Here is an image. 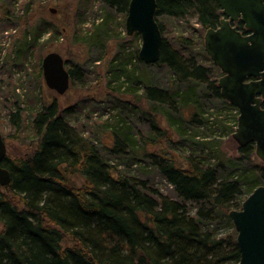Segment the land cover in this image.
Masks as SVG:
<instances>
[{"label": "trees", "instance_id": "1", "mask_svg": "<svg viewBox=\"0 0 264 264\" xmlns=\"http://www.w3.org/2000/svg\"><path fill=\"white\" fill-rule=\"evenodd\" d=\"M94 1L77 0L76 39L78 32H83L84 12ZM98 1L104 17L90 28L95 34L86 37L83 33L82 39L89 37L103 46L121 33L117 30L125 26L131 0ZM36 9L32 2L6 8L3 13L10 21L8 26L20 23L26 27L19 41L21 59L42 39L54 41L67 31V27L45 19L31 24L28 15ZM192 11L203 31L217 27L223 17L218 0H157L163 36L160 16L186 18ZM235 25L249 32L242 22ZM131 36L133 39L122 41L112 58L115 72L109 82L118 83L117 87L125 83L122 78L132 84L144 82L142 74H135L138 68L128 66L132 59L142 61L137 51H127L128 44L140 38L137 33ZM150 65L168 67L173 82L164 87L146 81L140 100L124 105L136 120L148 121L147 137L120 112L111 125L114 144L105 152L67 118L69 108L64 111L57 101H43L32 120L39 136L37 145L26 156L14 158L7 153L2 163L12 179L6 186L0 184V264L239 263L238 233L229 212L240 209L245 198L264 185V160L257 155L256 145L249 143L239 146L236 156L221 151L214 162H205L208 147L217 141L207 142L206 136L193 133L190 127L215 133L219 128L227 130L229 119L234 131L239 110L222 96L218 82L222 72L206 52L202 36L198 44L184 34L174 44L164 36L161 57ZM79 69H70L71 79L80 77ZM38 70L42 76V69ZM142 100L148 101L149 110L141 106ZM212 101L221 103L220 108L228 114H206ZM186 110L191 113L187 115ZM161 116L171 128L177 127L181 140L176 141L174 131L163 126ZM11 121L17 130L22 128L21 110L12 113ZM198 136L203 140H196ZM188 142L200 145L197 154L193 152L182 161L164 149V144L173 149L175 144ZM142 160H148L168 181L174 195L151 186L149 178L120 168L122 162ZM189 202L196 203L195 214L190 212ZM222 222L229 224L230 232L219 234Z\"/></svg>", "mask_w": 264, "mask_h": 264}, {"label": "rangeland", "instance_id": "2", "mask_svg": "<svg viewBox=\"0 0 264 264\" xmlns=\"http://www.w3.org/2000/svg\"><path fill=\"white\" fill-rule=\"evenodd\" d=\"M32 2L37 9L29 13L31 24L42 21H52L55 24H60L67 27L61 38L54 41L42 39L38 42L37 47L30 49L21 59L23 52L19 51V41L26 27L24 25L14 24L7 25L10 21L6 20L3 15L4 11L11 10L12 6L20 8L23 5H32ZM77 0H0V129L7 143V153L12 157H22L29 154L37 145L39 136L33 129L32 120L34 114L40 109L43 101H57L62 110L70 109L66 112L67 118L73 125L77 126L84 134L91 136L99 143L102 152L106 148L113 146L114 137L112 134V124H115L119 119L118 113L122 112L126 116L131 125H137L141 129L145 137L149 133L148 121L141 123L131 111L128 113L125 110V102L129 101L133 105L142 97V87L146 81H151L158 85L169 87L173 81V76L168 67H158L146 64L143 61L132 59L129 61V67L138 68L135 74H142L144 82L142 84H132L121 79L125 83L121 87H117L118 83L110 84L109 79L115 70L111 69L112 58L121 49V43L124 40H129V36L125 26H119L117 31L121 33H112L113 36L106 40L103 46L95 44L94 40L88 38L83 40L82 34L94 35L90 30L94 23L101 21L104 17L102 5L98 0H95L90 9L84 12L86 20L83 23V32H78L76 39L75 29L73 27L74 17L76 13ZM93 6V7H92ZM52 8L55 12H52ZM127 17V16H126ZM119 17L117 18V21ZM126 20V18H125ZM160 20L164 24V36L170 44H174L181 35L192 38L194 44H198L201 36L205 37L207 30H201V24L198 22L197 14L192 11L186 18H174L168 15L160 16ZM80 31V30H79ZM100 32V31H99ZM203 33V34H202ZM139 34V33H137ZM140 35V34H139ZM133 39V38H131ZM81 40V41H78ZM127 47V51H137L139 53L142 46V38L131 41ZM205 45V39H204ZM198 49V47H196ZM52 51H59L65 58L67 68L77 69L80 66V77H75L71 81L70 89L64 94L59 95L55 90L50 89L45 82L42 70V76L38 75V69H42V60L44 56ZM208 66V62H204ZM218 67V66H217ZM219 68V67H218ZM222 72V71H221ZM76 74H78L76 72ZM223 73L218 76V82ZM78 76V75H76ZM211 107L206 110V114H214L221 112L228 114L227 111L221 109L222 104L212 101ZM141 106L149 110L150 104L147 100H142ZM21 110L23 113L22 128L17 130L11 121L12 113ZM186 110V114H190ZM223 118L225 115H222ZM163 126L173 132V137L176 141L182 139L177 127H170L167 119L160 117ZM108 121V123H107ZM228 129H218L212 133L207 128H196L191 126V131L206 136L207 142L217 141L209 148L205 162H214L218 154L224 152L227 156H236L239 154V144L234 139L232 131L233 122L227 120ZM171 129H170V128ZM190 131V133H191ZM203 137H197L196 140H203ZM200 144L178 143L171 149L164 144L165 151L175 155V158L180 161L185 159L187 155L193 152L197 154V148ZM149 148L154 146L149 144ZM209 157V159H208ZM114 160V159H112ZM115 161V160H114ZM257 163L261 162L258 157L255 158ZM121 163L120 168H128L132 174L141 178H149V182L161 192L169 195H174L173 187L164 179L151 165L148 160H142ZM144 165V169L142 166ZM129 166V167H128ZM17 201H19L17 199ZM190 212L195 214L196 203L189 202ZM219 228V234H226L231 231L229 224L222 222Z\"/></svg>", "mask_w": 264, "mask_h": 264}, {"label": "water", "instance_id": "3", "mask_svg": "<svg viewBox=\"0 0 264 264\" xmlns=\"http://www.w3.org/2000/svg\"><path fill=\"white\" fill-rule=\"evenodd\" d=\"M223 18L217 27L207 29L205 49L223 75L219 79L222 96L239 110L233 133L240 146L256 145L264 160V0H218ZM52 12L55 10L52 8ZM157 0H131L125 20L129 36L139 33L142 46L138 53L147 64L159 61L163 32L157 21ZM241 21L244 33L234 23ZM46 85L59 95L71 87V73L64 56L58 51L47 53L42 60ZM7 143L0 129V184L6 186L11 172L3 166ZM229 216L237 230L240 249L238 264H264V185L256 187L240 209Z\"/></svg>", "mask_w": 264, "mask_h": 264}, {"label": "flooded vegetation", "instance_id": "4", "mask_svg": "<svg viewBox=\"0 0 264 264\" xmlns=\"http://www.w3.org/2000/svg\"><path fill=\"white\" fill-rule=\"evenodd\" d=\"M238 22H240V21H237L236 23H238Z\"/></svg>", "mask_w": 264, "mask_h": 264}]
</instances>
